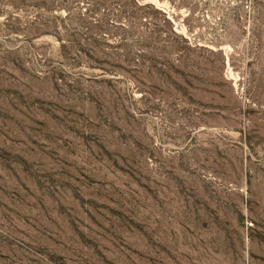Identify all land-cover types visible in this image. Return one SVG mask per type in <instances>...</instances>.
I'll return each mask as SVG.
<instances>
[{"label":"rangeland","instance_id":"obj_1","mask_svg":"<svg viewBox=\"0 0 264 264\" xmlns=\"http://www.w3.org/2000/svg\"><path fill=\"white\" fill-rule=\"evenodd\" d=\"M0 264H264V0H0Z\"/></svg>","mask_w":264,"mask_h":264}]
</instances>
